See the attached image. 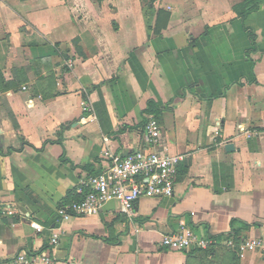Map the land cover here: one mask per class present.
Segmentation results:
<instances>
[{
	"label": "crops",
	"instance_id": "obj_1",
	"mask_svg": "<svg viewBox=\"0 0 264 264\" xmlns=\"http://www.w3.org/2000/svg\"><path fill=\"white\" fill-rule=\"evenodd\" d=\"M243 3L255 9L241 19ZM148 7L151 27L169 13L159 36ZM149 117L158 149L183 156L173 195L139 199L130 217L112 201L59 220L103 149L152 148ZM180 223L215 244L165 249ZM231 231L264 237V0H0V264L23 251L52 264H264L236 255Z\"/></svg>",
	"mask_w": 264,
	"mask_h": 264
},
{
	"label": "built area",
	"instance_id": "obj_2",
	"mask_svg": "<svg viewBox=\"0 0 264 264\" xmlns=\"http://www.w3.org/2000/svg\"><path fill=\"white\" fill-rule=\"evenodd\" d=\"M72 61L68 62V67ZM86 110L85 102L82 103ZM148 143L152 148L137 149L124 155L103 149L98 160V171L90 173L79 180L75 193L79 199L61 203L56 209V217L66 220L70 217H82L100 212L112 201L118 202L120 211L131 216L135 204L144 197L168 198L173 195L178 164L182 155H173L158 149L161 128L153 117L144 125ZM37 230L40 227L35 226ZM59 233L52 229L49 246L58 244ZM224 243L235 249L239 257L248 252H257L264 259V237L245 238L235 244L232 238ZM215 244L207 236H199L184 223L178 229L163 235L160 245L167 250L188 252L192 249L206 250ZM15 264H52L49 253L20 252L16 255Z\"/></svg>",
	"mask_w": 264,
	"mask_h": 264
},
{
	"label": "trees",
	"instance_id": "obj_3",
	"mask_svg": "<svg viewBox=\"0 0 264 264\" xmlns=\"http://www.w3.org/2000/svg\"><path fill=\"white\" fill-rule=\"evenodd\" d=\"M234 9L237 12V16L240 17L241 19H244L248 13H250L251 11H253L255 9V7L249 6L247 3H243V4L235 6ZM147 12L149 13L148 18H147V32H148V34L153 33L154 35L159 36L161 31L163 29H165L167 26V22L169 19V13L165 10H158L155 24L153 27H151L149 18L154 15V12H153L151 7H148ZM250 39H251L252 48L245 53L246 56L250 52H254L255 47H256L255 36L252 33H250ZM83 98L86 100V96ZM160 112H161V110H160V107L157 103H155L152 100H148L146 102V108L144 111L145 114L152 115L153 117H155V119L160 121V114H161ZM146 121H147L146 118H143L141 121V125H145ZM11 150H13V148L8 149V152ZM77 199H79V196L75 193V189H74V190H71L67 194L66 202H69L72 200H77ZM66 202H64V203H66ZM228 238H232V240L235 244H237L241 240L238 237L237 233L234 231H231L228 235L224 236L223 240L228 239ZM192 250H195V249H192ZM231 250H233L235 252V249L231 248Z\"/></svg>",
	"mask_w": 264,
	"mask_h": 264
},
{
	"label": "water",
	"instance_id": "obj_4",
	"mask_svg": "<svg viewBox=\"0 0 264 264\" xmlns=\"http://www.w3.org/2000/svg\"><path fill=\"white\" fill-rule=\"evenodd\" d=\"M228 148H232L231 144H228V145L226 146V149H228Z\"/></svg>",
	"mask_w": 264,
	"mask_h": 264
}]
</instances>
